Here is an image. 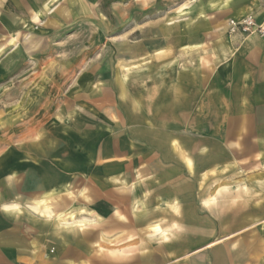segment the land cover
Returning <instances> with one entry per match:
<instances>
[{"label":"crops","instance_id":"0c3cea01","mask_svg":"<svg viewBox=\"0 0 264 264\" xmlns=\"http://www.w3.org/2000/svg\"><path fill=\"white\" fill-rule=\"evenodd\" d=\"M109 1L73 4L96 14ZM174 12L158 45L144 40L79 78L58 122L15 124L13 148L0 149V264H51L59 213L70 226L95 220L79 231L111 264H264L261 173L245 163L264 159L253 132L264 127V36L228 33L231 19L264 25V0H190ZM48 193L58 196L37 205Z\"/></svg>","mask_w":264,"mask_h":264},{"label":"rangeland","instance_id":"374dc122","mask_svg":"<svg viewBox=\"0 0 264 264\" xmlns=\"http://www.w3.org/2000/svg\"><path fill=\"white\" fill-rule=\"evenodd\" d=\"M75 1L52 0L46 7V0H0V149L13 148L16 123H28L29 127L30 120H37L42 128L46 120L58 122L62 105L72 103L76 96L78 79L103 70L104 61L112 54L115 59L138 52L142 49L136 46L144 40L158 45V39L163 38L158 37L159 27L174 23L179 15L175 8L190 0H110L106 6L97 5L96 14L80 10ZM62 6L73 10L71 21L64 22L57 15ZM49 20L58 26L49 25ZM151 50L155 53L158 49ZM253 132L264 141V127ZM260 147L264 152V144ZM251 162H245L251 169L246 175L253 169L261 173L263 196L264 159L255 161L256 165ZM74 214L82 219L89 213ZM111 228L101 229L109 234ZM47 237L45 251L51 264H111L96 256L77 226L54 220L53 233ZM138 242L140 245L142 240ZM102 248L112 249L113 240L105 241ZM138 249L130 263L141 259Z\"/></svg>","mask_w":264,"mask_h":264},{"label":"built area","instance_id":"2783aa9c","mask_svg":"<svg viewBox=\"0 0 264 264\" xmlns=\"http://www.w3.org/2000/svg\"><path fill=\"white\" fill-rule=\"evenodd\" d=\"M228 29L231 34L243 33L246 36L260 35L264 36V25L257 24L252 16L245 18L242 21L229 20Z\"/></svg>","mask_w":264,"mask_h":264},{"label":"bare ground","instance_id":"6f19581e","mask_svg":"<svg viewBox=\"0 0 264 264\" xmlns=\"http://www.w3.org/2000/svg\"><path fill=\"white\" fill-rule=\"evenodd\" d=\"M52 0H48V2H47V6H48V4L51 2ZM46 6V7H47ZM65 15H67V14H65ZM35 18V17H34ZM36 19V18H35ZM51 21V20H50ZM50 24V23H49ZM55 24V23H54ZM229 25V24H228ZM56 27V26H55ZM68 192V191H67ZM56 196H58L57 194H54V193H48V194H45V195H43L42 197H41V199L39 200V202L37 203V205H45L46 204V202L47 201H49L50 199H53L54 197H56ZM207 203V202H206ZM36 206V205H35ZM34 210V209H33ZM49 210V209H48ZM48 210H46V212H48ZM44 211V210H43ZM42 212V211H41ZM45 212V211H44ZM51 213V212H50ZM42 215V214H41ZM63 214L62 213H59L58 215H57V218H58V220H59V222L60 223H62L63 225H67V226H70L69 224H68V222L65 220V219H63ZM71 218H73V216L71 215L70 216ZM122 218V217H121ZM63 219V220H62ZM85 219V218H84ZM127 220V219H126ZM117 221V220H116ZM86 223H91V225H96V221L95 220H93V219H86L85 221H81L80 223H79V225L77 226L79 229H81V228H86ZM107 224V223H106ZM125 224V223H124ZM107 226V225H106ZM84 228V229H85ZM153 230H155V231H158L159 229H160V227H159V225H153L152 227H151ZM92 236V235H91ZM129 256V255H128ZM130 262V261H129Z\"/></svg>","mask_w":264,"mask_h":264}]
</instances>
